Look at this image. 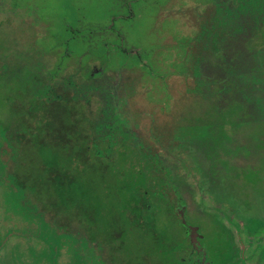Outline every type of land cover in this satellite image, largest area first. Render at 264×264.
Listing matches in <instances>:
<instances>
[{"label":"rangeland","instance_id":"rangeland-1","mask_svg":"<svg viewBox=\"0 0 264 264\" xmlns=\"http://www.w3.org/2000/svg\"><path fill=\"white\" fill-rule=\"evenodd\" d=\"M260 1L262 8L256 21L226 26L227 40L218 46L225 50L226 57L243 50V44L264 48V0ZM214 2L225 0H0V124L10 116L9 102L21 100L15 94L19 79L7 78L13 71H35L37 67L42 73L56 68L59 71L51 84L57 85L83 64L86 70L92 65L123 69V85L130 92L124 117L131 125L119 127V119L112 113L102 121L104 107L96 98L89 106L81 102L84 107L69 109L66 119L81 134L90 130V118L112 125L114 168L120 170L128 185L134 158L139 159L138 164L142 162L141 179L153 180L154 173L148 168L152 154L147 152L149 145L167 164L176 165L175 181L186 204V218L199 228L215 264H222L229 252L224 230L230 250L237 255L236 263L245 259L249 264H264V105L255 108L245 104L251 103L246 102L248 91H222L221 96L215 93L212 80L225 77V71L217 65L224 57L215 52V45L200 55L214 23ZM235 5L238 7V3ZM127 14L131 17L124 19ZM246 20L244 17L243 23ZM114 31H120L124 40ZM119 49L123 54L126 50L128 63L118 56ZM199 55L201 69L196 74L198 64L194 59ZM135 59L141 61L140 66ZM256 59L263 64L264 53ZM252 73L259 78L264 66L261 70L259 65ZM131 126L138 128L147 155L132 151V136L127 133ZM166 141L175 143L169 154ZM119 146L123 147L121 151ZM96 177L98 186L104 187L101 174ZM155 206L157 231L168 241L178 242L181 228L169 207L164 203ZM94 219L104 224L103 217ZM84 221L78 222L82 230L79 228L76 236L79 239L94 234V246L84 237L87 242L83 239L76 247L65 234L54 252L55 247L50 246L57 244L53 234L50 237L41 222L24 219L6 203L5 187L0 183V264H102L101 260L103 264H116L100 249L101 241L108 240L107 232L98 231L96 225V232L89 233ZM136 242L131 245L134 249ZM151 251L156 252V248ZM155 256L156 261H162Z\"/></svg>","mask_w":264,"mask_h":264},{"label":"trees","instance_id":"trees-1","mask_svg":"<svg viewBox=\"0 0 264 264\" xmlns=\"http://www.w3.org/2000/svg\"><path fill=\"white\" fill-rule=\"evenodd\" d=\"M214 5L216 6L214 23L210 27V36H205L208 41L204 43L200 55L215 45V52L224 57L217 65L226 74L222 79L212 80L217 88L215 93L221 96L222 91L230 93L248 91L249 98L246 102L251 103L245 104L260 108L264 105V74L258 78L252 72L258 69L259 65L261 70L264 66V59H262L263 64L258 63L256 59V55L264 53V50H261L264 48L257 49L243 44L244 49H237L229 58L225 56V50L220 47L225 44L228 37L224 33L227 25L230 23L245 25L257 20L262 8L261 1L225 0ZM244 17L247 18L245 23H243ZM200 55L194 59L195 65L198 64L197 74L201 69ZM55 69L41 73L37 67L35 71L25 68L24 71H13L7 75L9 79L14 78L16 81L19 79L20 89L18 87L15 94L20 95L21 100L15 98L9 102L10 116L7 122L0 124V172L3 174L0 183L5 187L6 203L9 202L24 219L30 218L41 222L43 228L48 229L50 237L51 233L53 234L56 239L54 242L57 244L49 243L50 246L55 247L52 249L54 252L58 251V243L65 234L69 235L76 247L85 238L91 242V247L94 246L93 240L96 238L94 234L87 237L85 235V238L82 235L79 239L76 236L82 230L78 227V222L85 220L89 233L96 232V225L98 231L107 232L108 240L101 241L100 249L105 251L106 256H112L110 260L113 259L116 264H138L137 261H141L140 256L145 250L141 245L145 240L143 231H157L153 221L156 204L148 205L147 201L145 202V195L152 193L155 186L148 185L155 180L153 178L148 182L141 179L144 173L143 165L142 162L138 164L137 158H134L135 162L131 166L130 185L123 179L124 175H121L120 170L114 168L115 164L109 159V152L112 151L114 144L112 125H104L90 118L89 131L85 129L82 134L75 131L74 124H70L72 122L66 119L65 114L76 106L84 107L82 103L89 106L91 99L95 98L96 88L91 82L81 83L75 80L73 74L68 78L65 77L57 85L51 84L49 80L57 77L58 69ZM253 95L256 98L250 97ZM106 98L108 105L104 107L102 121L107 113H112L113 118L115 115V109L110 106L111 100L109 97ZM9 100L7 98V102ZM237 100L243 101L241 98ZM236 104L243 103L236 102ZM73 119L77 120L76 117ZM66 124L70 126L65 127ZM117 125L122 127L119 123ZM102 129L103 134H101ZM130 129L127 133L133 135L130 146H133L132 151L147 155L142 149L144 148L141 146L142 141L136 137L137 129L133 126ZM80 135L83 136V141L82 138L79 139ZM99 140L100 142L108 140L107 144L111 149L99 148ZM122 149L123 147L119 146V150ZM153 158L150 157L148 163L150 170L154 169L151 161ZM84 161L87 164H83ZM97 173L101 174L100 179L104 181L105 188L99 187L96 183ZM174 192L179 195L176 189ZM182 204L184 205L183 201ZM94 216L103 217L104 224H100L99 221L96 223V219L93 221ZM149 239L155 241L148 247L149 251H146L149 264H168V256H173L171 248L161 243L160 249H157L158 238L149 236ZM134 240L138 242L134 243L136 249L132 254L129 247L133 245ZM154 248L156 252L151 251ZM155 255L160 256L162 261H156ZM119 256L122 259L119 260Z\"/></svg>","mask_w":264,"mask_h":264},{"label":"flooded vegetation","instance_id":"flooded-vegetation-1","mask_svg":"<svg viewBox=\"0 0 264 264\" xmlns=\"http://www.w3.org/2000/svg\"><path fill=\"white\" fill-rule=\"evenodd\" d=\"M129 17H131V14H127L123 18L128 19ZM114 33L116 37L119 38L121 41L124 40V38H122V34L120 31H114ZM121 50L122 49H119L120 52L118 56L120 57L121 55L122 56L121 58H124V63H128V59H127L128 55H125V53H127L126 50L124 54L122 53ZM134 62L136 63V66L141 65V61L139 62L136 60ZM121 71H123V69L121 70L111 69L110 70V68L108 67L105 68L104 66H99V65H92L91 69L86 70V64H83L82 66L80 65L78 70L76 69L74 71L73 75H74V78L78 77L77 81H80L81 83H84L85 81H87V82H91L94 84L96 88L94 96L97 99V102L100 106L106 107V105H108V103L106 102L107 100L106 97H109V99L111 100V105L110 104L109 105L113 109H115L116 116L114 115V119L118 118L119 124H121V126H124L125 122H126V125H131L127 117H124L125 116L124 109L128 105V97L130 96V92H129V88L123 85L124 80L121 77L123 75H120ZM147 71L149 72V70ZM196 72L197 70H195V73ZM196 74H194L195 77H196ZM148 75L150 74L148 73ZM49 81L51 82V79ZM130 136H133V135L131 134ZM136 137L139 138L138 134H136ZM107 141L100 142L99 148H101L102 150H104V148L111 149V146L107 144L108 143ZM109 143H111V141ZM174 144L175 143L173 142L169 144L168 141H166L165 149L168 154H169L168 149L171 150L172 148H175ZM179 146L180 144L177 143L176 147L180 149ZM147 152L152 153L151 157H154L153 158L154 160L152 161V165L154 166L153 167L154 169H152V171L154 173V180L157 181L158 183H155L154 181L152 184L148 185V186H151V185H155V186H153L154 191L152 193H148L145 195V202L147 201L148 205L149 204L154 205L156 203L166 204L169 207L172 215L174 216L176 223L179 224L181 228V233H179L178 235L179 237L178 242L174 243V242L168 241L169 238H165V235L164 237H162L160 235L161 233H159L158 231H155V232H149L148 230L143 231L145 240L144 242L142 241L141 245H142V248L145 250L140 256L141 261L140 262L137 261V263L138 264H149V257L146 254V251L148 247L154 243V242H149V236L151 237L156 236L158 238L159 244L162 243L161 245L168 246L171 248L173 256H170V257L168 256V260H169L168 264H215L213 260L209 258V255L206 251V247L204 244V237L203 235H201L199 228L191 224L186 218L187 210H184V207L186 206V204H184L185 206L182 204V201L184 202V199L181 197L180 186L175 181V179H177V174H178L177 166L174 164L173 165L167 164L166 161L162 159L160 155H158L156 152H154L151 149L150 145L147 146ZM105 157L108 158L107 155H105ZM109 157H110L109 159H111L112 162L114 163V160L112 158L113 157L112 151L109 152ZM175 189L179 195H177L174 192ZM172 195L175 196V199L171 198ZM153 221L155 223V214H154ZM141 222H143L142 219H141ZM224 234H225V238L227 239V245L229 248V252L227 253L226 257L223 258L222 264H238L236 263L237 255L230 250V244H229L228 236L225 230H224ZM165 239H167L168 242ZM129 250L132 251V254H134L135 249L132 246L129 247ZM99 259L101 260V258ZM101 263L103 264L104 262H102L101 260ZM240 264H249V263H247L245 259H242Z\"/></svg>","mask_w":264,"mask_h":264}]
</instances>
